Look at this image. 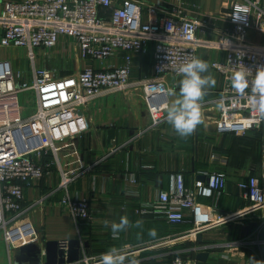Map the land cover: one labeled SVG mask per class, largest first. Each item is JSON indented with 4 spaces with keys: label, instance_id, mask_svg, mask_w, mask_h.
<instances>
[{
    "label": "built area",
    "instance_id": "obj_1",
    "mask_svg": "<svg viewBox=\"0 0 264 264\" xmlns=\"http://www.w3.org/2000/svg\"><path fill=\"white\" fill-rule=\"evenodd\" d=\"M142 4V0H122L120 4L118 0H0V47H24L32 64L29 82L10 59H0V232L8 247L37 241L36 229L25 218V189L43 179L53 165L60 173L59 204L77 222L92 220L89 198L73 194L70 188L92 165L79 160L77 167L65 170L58 159L59 150L72 145L71 140L88 128L82 108L102 96L137 87L153 125H158L169 106L167 77H180L178 68L198 58L203 46L226 53L224 60L211 63L223 77V87L211 103H201V108L218 107V113L207 115L217 132L245 135L264 127V117L252 110L249 101L251 82L257 69L264 67V44L250 39L253 32L264 35V0H231L226 14L229 28L213 41L198 37L199 22L189 18L183 8H172L160 20L146 22ZM155 12V7H149L150 14ZM236 12L241 13L240 20L234 18ZM63 36L77 44L85 64L76 74L57 77L38 66L35 49L50 51ZM149 42H154L153 77L133 85L132 55L147 53ZM121 52L126 54L124 65L106 69L88 63H102ZM237 71L247 75L249 87L244 93L231 84ZM25 92L35 95V110L28 116H24L20 102ZM221 99L223 108L219 107ZM48 156H52L50 161L45 159ZM226 187L227 178L221 172L206 174L205 181L193 186L187 185L183 173H172L168 188L159 192L157 201L145 213L163 218L172 226L192 222L194 227L161 245L189 237L196 241L199 232L222 221L221 217L215 221L214 208L206 209L198 199L218 198ZM238 187L248 201L246 212L264 207V186L257 177L239 182ZM67 244L68 240L61 241L64 249ZM185 252L178 251L170 264H197ZM85 261L91 263L87 256Z\"/></svg>",
    "mask_w": 264,
    "mask_h": 264
},
{
    "label": "crops",
    "instance_id": "obj_2",
    "mask_svg": "<svg viewBox=\"0 0 264 264\" xmlns=\"http://www.w3.org/2000/svg\"><path fill=\"white\" fill-rule=\"evenodd\" d=\"M121 1L118 0V3ZM230 1L142 0L143 20L158 21L167 11L180 7L189 18L199 22L198 37L203 41H213L229 28L226 14ZM152 6L156 12L150 14L149 7ZM250 39L264 44L262 34L253 32ZM148 45L147 53L132 55L130 80L133 85L153 77L154 42ZM54 49L48 51L52 53ZM225 56V51L219 49L206 46L199 48L198 58L208 63L209 72L216 79L215 87L207 90L201 103H211L221 91L223 77L211 67V63L222 61ZM125 57L126 54L121 52L100 62L99 67L96 66L97 62L88 63L96 68L108 69L124 65ZM80 62L82 68L85 61L81 57ZM180 79L181 76L167 77L171 88L169 105L178 97ZM211 107L201 108L203 122L194 132L196 151L194 148L193 157L189 152L187 137L178 136L166 119L161 125H153L140 88L132 87L127 92L111 93L84 106L82 112L88 128L80 137L71 140L72 145L59 150L58 159L65 170L77 167L79 160L92 165L89 172L79 176L70 186L73 194L89 198L92 220L77 222L59 204L62 197L58 189L60 173L58 166L53 165L43 179L25 189L24 206L28 210L25 218L36 229L37 241L30 246L8 247L0 235V264H45L43 250L48 241L72 239L89 242L90 254L94 245L116 243L115 247L122 248L126 255L138 259L141 264H170L173 251L169 247L181 243L185 245L177 250L187 251L185 255L196 259L197 264H249V258L264 264V253L257 245L263 240L259 233L264 230V207L246 212L248 201L243 199L238 187L239 182L251 176L257 177L264 186V132L261 136L245 134L241 137L222 133L221 137V133L208 120L207 115L218 113V107ZM209 137L221 138L219 147L226 153L213 155L208 152L218 148V143L206 142ZM214 171L225 174V191L218 198H199L198 202L206 209L214 208L215 221L219 217L223 220L203 231L201 241L189 237L172 241L176 243L172 246L136 250L148 245L151 240L160 239L150 236V229H155L163 241L173 237L171 225L167 221L145 213L157 201L159 192L168 188L171 174L183 173L187 185L193 186L200 180V175L206 176ZM122 216L128 218L129 224L114 239L110 224L119 222ZM137 221L142 222L139 227ZM182 227L186 228L177 236L187 234L194 226L188 222ZM200 252L209 253L206 261L197 259ZM96 260L89 262L96 264Z\"/></svg>",
    "mask_w": 264,
    "mask_h": 264
},
{
    "label": "clouds",
    "instance_id": "obj_3",
    "mask_svg": "<svg viewBox=\"0 0 264 264\" xmlns=\"http://www.w3.org/2000/svg\"><path fill=\"white\" fill-rule=\"evenodd\" d=\"M240 14V12L234 13V18L240 20ZM177 71L178 75L181 76L179 93L177 99L171 105L166 106V121L172 126L178 136L188 137L203 122L201 101L207 94V90L215 87L216 79L209 72L208 63L200 58L189 60L182 64ZM231 84L237 92L244 93L245 89L249 87L246 73L243 71L233 73ZM249 101L252 110L259 112L264 117V67L257 69L256 75L251 82ZM219 107H224L223 99H221ZM141 223V221H137V227ZM128 224L129 220L126 216H122L119 222H112L110 228L113 238H118L119 233ZM148 234L155 237L157 232L155 229H150ZM100 264H141V262L126 255L122 248L113 246L101 254ZM249 264H261V262L256 261L254 258H249Z\"/></svg>",
    "mask_w": 264,
    "mask_h": 264
},
{
    "label": "rangeland",
    "instance_id": "obj_4",
    "mask_svg": "<svg viewBox=\"0 0 264 264\" xmlns=\"http://www.w3.org/2000/svg\"><path fill=\"white\" fill-rule=\"evenodd\" d=\"M58 44V46L50 53L48 50L42 51L39 48L35 49L36 53V58H37V64L41 68H45L48 70L53 71L55 76L57 77H64L72 74H76L78 70H80V54L78 53V47L77 44L70 38H67L63 36ZM48 52V55H47ZM10 59L13 62V65L15 67L16 71H20L23 73L24 79L28 80L29 82L31 81V75H32V64L31 60L27 56V51L24 47H0V59ZM97 67H99L100 61H96ZM171 94V93H170ZM171 96V95H170ZM20 102L21 105L24 109V116L30 115L34 110H35V95L32 92H25L20 95ZM166 119V111L164 113V119L158 124L161 125ZM228 134H233L229 135L232 137H241L240 135H236L234 133H228ZM223 134H221V137ZM194 133L190 136L187 137L188 140V148L190 155H194L196 151V143L194 140ZM221 139V138H220ZM220 139H214L212 137H209L206 139V142H213V143H218V148L212 149V150H207L208 152L214 154H219V153H226L223 148H220ZM205 139L202 140V143L204 144ZM202 144V145H203ZM211 144V143H210ZM195 148V151H194ZM217 149H220L222 151H218ZM215 151V152H214ZM194 157V156H193ZM218 157V156H215ZM50 158V157H49ZM220 158H222L220 156ZM186 227H180V228H170V231L172 232L173 237L170 238H177V235L184 230ZM0 235L2 233L0 232ZM176 235V237H174ZM160 235H156L157 238L160 239H155L151 240L147 244H153L157 242H162L163 238L159 237ZM3 237V235H2ZM113 246H117L116 243L112 244H101V245H94V247L91 250V254H87V258L89 261L98 259L104 251H107L108 248H111ZM179 247L177 246H172L169 247L173 251L174 256L177 252Z\"/></svg>",
    "mask_w": 264,
    "mask_h": 264
},
{
    "label": "water",
    "instance_id": "obj_5",
    "mask_svg": "<svg viewBox=\"0 0 264 264\" xmlns=\"http://www.w3.org/2000/svg\"><path fill=\"white\" fill-rule=\"evenodd\" d=\"M217 131V130H216ZM200 180L205 181L206 176L200 175L198 177ZM259 237L264 240V230H261L259 233ZM197 239L199 241L202 240V232H199L197 235ZM263 245H259L258 248L262 253H264V241ZM161 242H157L154 244L146 245L143 247H140L136 250H144L148 248L152 249H159L162 248V246H172L176 243L169 242V244L161 245ZM30 246V245H26ZM89 248V242L82 241L81 239H72L68 241L67 249H64L61 247V241L59 240H50L45 245V256H46V263L45 264H87L85 261L87 256V250ZM134 251V250H132ZM209 256L208 252H200L197 255V259L200 261H206L207 257ZM100 263V258L97 259L96 264ZM89 264H95V262H91Z\"/></svg>",
    "mask_w": 264,
    "mask_h": 264
},
{
    "label": "trees",
    "instance_id": "obj_6",
    "mask_svg": "<svg viewBox=\"0 0 264 264\" xmlns=\"http://www.w3.org/2000/svg\"><path fill=\"white\" fill-rule=\"evenodd\" d=\"M264 128V127H263ZM263 128H261V129H255V130H252V131H250L249 133H247V135L248 134H257L258 136H261V135H263V132H264V130H263ZM237 140H239V138H236ZM261 141H262V137H261ZM49 157L51 158L52 156H48V159H49ZM47 158V157H46ZM182 226H184V225H180V226H172L171 225V227L172 228H179V227H182ZM185 244L183 243H181V244H178V245H175V246H177V247H182V246H184ZM174 246V247H175ZM89 250V249H88ZM87 250V253H90V251H88Z\"/></svg>",
    "mask_w": 264,
    "mask_h": 264
}]
</instances>
